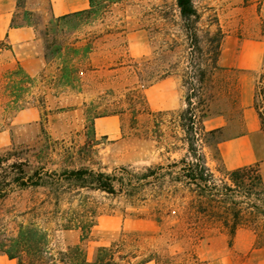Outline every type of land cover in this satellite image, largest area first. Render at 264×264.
<instances>
[{
  "label": "rangeland",
  "instance_id": "obj_1",
  "mask_svg": "<svg viewBox=\"0 0 264 264\" xmlns=\"http://www.w3.org/2000/svg\"><path fill=\"white\" fill-rule=\"evenodd\" d=\"M93 1L88 13L57 19L17 0L13 23L34 28L33 50L44 66L17 109L6 106L9 96L0 88V183L7 185L0 198V256L9 251L13 264H26L24 229L32 227L48 236L44 257L80 246L92 262L98 248L127 239L124 251L136 254V261L153 259L145 264H264V247L256 246L252 228L238 229L230 240L218 221L198 214V187L176 182L178 168L166 169L193 160L182 128L189 124L182 112L193 89V128L212 173L209 185L220 188L229 184V171L254 165L264 180V134L247 127L250 91L261 70L259 56L253 67L252 60L263 41L255 7L244 0H192L200 15L197 48L176 0ZM217 28L224 35L222 71L210 66ZM15 67L10 53L0 58L1 74ZM111 116L117 132L96 134L94 121ZM24 162L31 170L87 167L108 174L124 167L138 176V189L131 197L81 190L58 200L49 188L11 184V165ZM148 168L156 175L143 179ZM216 199L206 196L204 206L214 211ZM220 199L225 206L242 200ZM91 213L94 225L82 240L72 225Z\"/></svg>",
  "mask_w": 264,
  "mask_h": 264
},
{
  "label": "trees",
  "instance_id": "obj_2",
  "mask_svg": "<svg viewBox=\"0 0 264 264\" xmlns=\"http://www.w3.org/2000/svg\"><path fill=\"white\" fill-rule=\"evenodd\" d=\"M244 1L246 4L253 3V0ZM93 4L94 1L90 0V7H93ZM176 5L188 36L195 39V44L198 48L196 25L200 20V15L197 9L194 7L192 0H176ZM262 10H264V0H260L258 6V12ZM88 12L89 9L71 15H82ZM64 17L57 19H62ZM261 32L264 36V17L261 19ZM223 38L224 35L222 31L220 28H217V31L212 36L214 47L210 66L213 70L222 71L218 62ZM1 50L2 47L0 44V51ZM198 71L200 76L198 79L199 82H204L205 70L199 69ZM31 83L32 78L24 74L22 68L18 64L15 69L0 74V88L4 89V92H7L9 96V102L6 106L11 109H17L19 102L24 97ZM220 89L222 90V87ZM191 90V93H189V91L186 94L185 102L187 108L182 112V116L187 118L189 124H182V128L186 133L184 141L188 146V155L192 157L193 160L188 161V159L183 158L178 162L168 165L166 169L172 170L178 168L179 171L175 177L176 182H183L182 180L184 179L187 180L189 184L198 187L200 190L197 194L200 198V205L197 209L198 214L202 215V217L214 218V220L218 221L220 227L227 233L230 240H233L238 229L250 227L254 230L256 235V246L264 247V180L259 168L257 165H254L234 169L227 174L230 181L229 184H224L220 188L216 185H209L210 180H212V173L207 167L204 158L197 150L199 137H197L193 128V126H195L194 119L196 116L191 114L190 109L193 105L192 99L193 96L195 97V94H193V89ZM203 91L204 88H202V92ZM202 94L204 93H201L199 97V105L202 108L201 112L203 117L206 113L205 107L207 106ZM139 100L142 104L141 96ZM254 107L260 119L261 131L264 134V66L255 87ZM159 168L161 169L162 167ZM11 169L15 170V176L11 180V184L19 188H49L54 192L58 200L65 193L69 194L71 197L80 196L81 190L99 191L113 196L124 194L131 197L138 189V176L124 167L108 174L101 171H94L87 167L77 169L60 168L54 171L45 170L44 167H40L31 170L27 162H24L11 165ZM154 175H156V171L148 168L143 179H147ZM6 186L4 182L0 183V198L6 196ZM206 196L213 197V199L214 197L217 198L216 200H211V202L218 204L214 211H209V209L204 206L206 204ZM229 196L232 198H241L242 200L232 201L230 206L222 205L224 202L220 198ZM202 199H204V201H202ZM93 218L94 215L91 213V215H85V217L80 220L77 219L76 225H72L81 231L82 240L89 235L94 225ZM48 245L47 234L32 227L24 229V263L145 264L153 260L148 257L147 259L136 261V254L132 251H124L129 245L127 239H122L109 247L98 248L95 259L92 262L87 260L84 250L80 246L69 248L67 251H58L55 256L48 255V257H44V254H47V250L49 249ZM5 254L10 259L16 258L9 251H6Z\"/></svg>",
  "mask_w": 264,
  "mask_h": 264
},
{
  "label": "crops",
  "instance_id": "obj_3",
  "mask_svg": "<svg viewBox=\"0 0 264 264\" xmlns=\"http://www.w3.org/2000/svg\"><path fill=\"white\" fill-rule=\"evenodd\" d=\"M28 4L29 7L27 10L30 12L46 11L45 13H47V15L52 18L68 16L88 10L90 8V0H28ZM259 4L260 0H253L252 4H247L248 7H255V11L259 16L258 32L260 37L263 39V41L257 42V46L260 48V53L258 55L256 52L255 57L252 60V67L255 63H257V56H259L258 58L260 59L261 63V70L258 74L255 84H253L250 91V108L248 110L250 121L247 124V127L248 130L252 132L261 131L260 119L254 107L255 87L264 66V36L261 32V19L264 17V10L258 12ZM17 7V0H0V44L4 46V48L0 51V58L5 56V53H10L13 56L15 66L18 64L22 68L24 74L30 78H33L43 69L44 63L43 59L33 50L35 44H37L34 28L28 25L14 26V14ZM228 71L231 72L233 69L229 68ZM237 86L238 83L236 81L234 84V89L235 87L237 89ZM0 106L3 110L5 109L1 102ZM23 112L25 111L21 110L19 116H24ZM94 130L96 134H115L117 132L116 117L111 116L106 120L96 119L94 121ZM0 139H5L4 132H0ZM236 161L237 160H235V162ZM241 163L244 162L241 161ZM248 164L250 163H244L242 165ZM0 264H13V259L1 255Z\"/></svg>",
  "mask_w": 264,
  "mask_h": 264
}]
</instances>
